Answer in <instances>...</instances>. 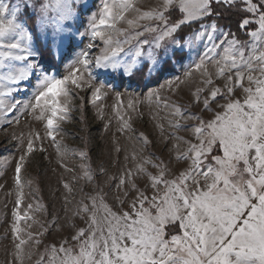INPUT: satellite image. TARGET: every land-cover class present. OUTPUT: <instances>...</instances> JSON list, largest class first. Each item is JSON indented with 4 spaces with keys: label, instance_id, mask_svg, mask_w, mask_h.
<instances>
[{
    "label": "snow or ice",
    "instance_id": "6c2138e0",
    "mask_svg": "<svg viewBox=\"0 0 264 264\" xmlns=\"http://www.w3.org/2000/svg\"><path fill=\"white\" fill-rule=\"evenodd\" d=\"M145 65L149 79L181 70L165 77L169 96L147 94L163 113L155 127L168 159L144 155L153 142L141 133L117 174L98 169L101 184L89 153H76L81 175L62 184L64 224L56 215L31 231L47 209L25 203L28 158L47 140L73 172L57 141L73 100L83 112L80 94H89L103 119L96 102L111 78ZM185 85L187 103L170 99ZM135 108L130 99L126 109ZM116 114L118 131H132L131 115ZM0 115L43 128L13 135L12 264L31 260L29 245L50 227L68 234L35 264H264V0H0ZM78 180L92 185L79 200Z\"/></svg>",
    "mask_w": 264,
    "mask_h": 264
},
{
    "label": "rangeland",
    "instance_id": "374dc122",
    "mask_svg": "<svg viewBox=\"0 0 264 264\" xmlns=\"http://www.w3.org/2000/svg\"><path fill=\"white\" fill-rule=\"evenodd\" d=\"M154 2L155 0H144L145 5ZM175 73L181 74V70L175 68ZM165 77L170 79V73H166L156 84L150 83V87L144 90L135 83L130 81L122 83L118 76H113L111 78L112 82L104 90L107 93L106 96L96 102L103 110V119L98 117V109L90 102L89 94H80L83 96V112L78 110L81 100L79 98L73 100V105L76 106L77 110L71 113L72 119L70 122L61 125L63 133L61 136H57V141L61 145V153H64V162L74 171L68 172L60 166V156L57 149L46 140L44 146L47 151L36 152L30 156L26 164L27 171L23 173L25 181H32L31 187L26 186L24 190L25 203L39 202L47 209L46 212L36 213V220L39 221V224L33 225L31 231L34 233L41 231L40 225L48 224L52 217L56 215L60 217L58 224H64L65 214L63 208L66 192L62 184L64 181H71L74 175H81L80 165L82 161L76 153L80 151L89 153L92 170L97 173L94 183L101 184L105 176H100L98 169L104 167L107 175L117 174L123 166L124 154L126 152L131 153L133 147L139 148L137 137L141 133L153 142L144 155L151 152L165 160L168 159V149L171 145H165L161 142L159 132L155 127L163 113L157 107L155 99L149 100L147 97L149 91L156 90H159L161 96H169L167 89L161 87L165 84ZM101 82H103V78ZM190 87L192 86H181L177 95L170 96V99L181 104L187 103L190 96ZM117 93L120 95V102L116 100ZM130 99L136 101L135 111L126 109ZM117 111L125 119L131 115L132 131L124 134L118 131L121 122L117 118ZM153 117H156V119H153ZM105 124H109L107 129H105ZM30 127L39 129L43 133L42 126L32 122L30 117H21L19 125L15 123L8 125L5 124V118L0 115V186H2L0 187V264H12L13 260L14 238L11 232V224L16 198L14 169L21 154L13 135H19L21 132L27 135ZM180 134L184 135V133ZM117 146L122 149L119 154L115 152ZM5 160L8 161L7 164L3 163ZM84 163H87V161ZM72 186L77 200L81 197L80 188H84L85 192L92 190V185L87 184L84 180H78ZM10 192L11 195H9ZM68 207H72V205H68ZM67 234L66 227L63 231H57L50 227L45 235L39 237L41 244L38 248L29 245V250L34 255L31 260L25 259L24 264H35L37 255L43 253L46 246L58 243Z\"/></svg>",
    "mask_w": 264,
    "mask_h": 264
},
{
    "label": "trees",
    "instance_id": "16d2710c",
    "mask_svg": "<svg viewBox=\"0 0 264 264\" xmlns=\"http://www.w3.org/2000/svg\"><path fill=\"white\" fill-rule=\"evenodd\" d=\"M175 72V69H169L166 73H171V72ZM148 72V66H144L141 70L137 71L136 75L134 77H132L131 79L125 78L123 80L119 79L122 83L124 81H130L131 83H135L136 85H138V87H140L141 89L146 90L147 88H149V84L150 83H154L156 84L157 82H159L164 75H153L150 79L148 78L147 75Z\"/></svg>",
    "mask_w": 264,
    "mask_h": 264
}]
</instances>
